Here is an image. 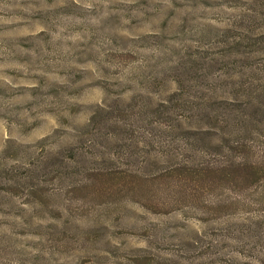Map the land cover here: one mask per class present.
Segmentation results:
<instances>
[{"label":"clouds","instance_id":"clouds-1","mask_svg":"<svg viewBox=\"0 0 264 264\" xmlns=\"http://www.w3.org/2000/svg\"><path fill=\"white\" fill-rule=\"evenodd\" d=\"M0 264H264V0H0Z\"/></svg>","mask_w":264,"mask_h":264},{"label":"trees","instance_id":"trees-1","mask_svg":"<svg viewBox=\"0 0 264 264\" xmlns=\"http://www.w3.org/2000/svg\"><path fill=\"white\" fill-rule=\"evenodd\" d=\"M110 182H113V180H115L114 184L117 183H123V184H134L135 183V178L132 177H109Z\"/></svg>","mask_w":264,"mask_h":264},{"label":"rangeland","instance_id":"rangeland-1","mask_svg":"<svg viewBox=\"0 0 264 264\" xmlns=\"http://www.w3.org/2000/svg\"><path fill=\"white\" fill-rule=\"evenodd\" d=\"M108 182L114 184L115 180H113V182H110V180H109V178H108Z\"/></svg>","mask_w":264,"mask_h":264}]
</instances>
